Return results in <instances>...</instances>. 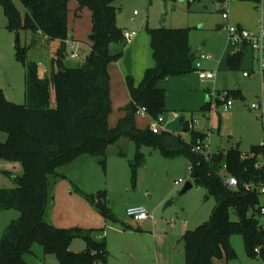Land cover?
<instances>
[{
	"label": "rangeland",
	"instance_id": "374dc122",
	"mask_svg": "<svg viewBox=\"0 0 264 264\" xmlns=\"http://www.w3.org/2000/svg\"><path fill=\"white\" fill-rule=\"evenodd\" d=\"M10 1L18 11V28H8L9 20L0 0V89L7 101L22 106L26 104V71L18 52L26 51L29 61L37 62L41 72L50 74L52 53L58 42L46 43L45 38L24 29L25 9L20 0ZM112 6L117 12L116 26L123 32H138L141 40L149 39L148 31L153 29L189 31V44L195 58L194 73L187 78L186 87L202 94L204 100L195 111L167 113L160 125L163 131H181L178 117L183 115L187 120H193L194 130L209 133L208 145L213 156L225 154L233 147L247 154L252 145L262 144L261 116L250 107L254 99L261 96V79L258 74L255 78H243L245 72L258 71V65L253 60L252 49L247 47L239 70L235 73L229 69L228 58L235 46L226 29L240 27L256 32L263 17L257 0H236L230 4L223 0H178L175 3L112 0ZM78 7L76 0L70 2L68 28L70 39L77 43L75 50L80 58L72 59V51L68 49L65 58L68 67L82 66L91 55L92 15L88 9L76 13ZM134 12L138 15L134 16ZM225 13L228 20L223 18ZM127 44L112 45L111 53L124 55L126 48L131 46ZM202 55L212 59L201 60ZM198 61L202 63L201 70L215 73V79L204 83L199 79ZM115 64L109 68L112 99L109 125L112 128L126 115L124 108L130 103L123 106L120 103L126 99L125 91L129 93L126 87L122 89L117 83L118 75L113 71ZM235 74L240 82H236ZM218 92L231 94L233 107L230 110L219 103ZM238 93H241L240 97L236 95ZM207 98L211 103L206 107ZM52 105H55L53 89ZM136 123L145 130L151 128L153 120L138 114ZM8 140L9 135L0 131V144L5 145ZM137 153L134 141L122 139L110 146L104 157L83 156L60 169L62 177L50 179L46 221L60 229L93 231L94 240L106 243L110 253L108 264H185L184 236L210 222L217 201L205 188L194 184L188 159H165L154 149L143 146L140 153L144 159L133 168ZM23 176L22 162L0 158V190L19 188ZM180 180L183 183L176 185ZM187 182L194 187L182 194ZM169 202L172 205L165 208ZM136 206H144L151 219L143 223L131 219L127 210ZM230 216L233 222L239 221L234 212ZM19 217L20 213L14 210L0 213V241L9 225ZM231 245L237 258L230 262L223 259L219 264H264L262 258L252 260L249 257L242 236H233ZM87 247L84 239L76 238L70 250L81 253ZM33 252L26 257L28 264H60L55 255H45L39 245L34 246Z\"/></svg>",
	"mask_w": 264,
	"mask_h": 264
},
{
	"label": "trees",
	"instance_id": "16d2710c",
	"mask_svg": "<svg viewBox=\"0 0 264 264\" xmlns=\"http://www.w3.org/2000/svg\"><path fill=\"white\" fill-rule=\"evenodd\" d=\"M20 1L25 9L23 28L45 38L46 43L57 41L58 44L52 53L50 74L41 72L37 62L29 61L26 51L18 52L26 71L25 105L10 103L0 89V131L9 135L8 143L0 144V158L20 161L24 167L19 188L0 190V213L12 210L20 213L0 241V264H28L26 257L34 254L36 245L45 255H55L60 264H107L106 243L94 240L93 231L60 229L46 221L50 179L62 177L59 170L83 156L104 157L107 149L122 139L134 141L138 148L133 168L144 159L140 153L143 146L154 149L165 159H188L194 184L205 188L216 199L217 207L210 222L188 231L183 238L185 264H216L219 260L236 259L231 245L235 235L244 238L248 255L258 259L254 249L264 241L257 217L260 198L248 192L243 183L255 178L259 181L262 174L255 169V162L264 155V148L252 146L245 154L233 147L224 154L222 163H217V154L206 160L202 153L194 152L198 146L205 148L208 133L190 129L191 120L180 119L179 133L161 134H154L151 128L140 129L136 123L142 109L152 120L168 113L166 92L158 89V83L194 73L195 56L189 44V31L165 28L148 31L156 64L145 72L138 86L133 78H127L130 103L124 108L126 115L112 128L109 125L112 112L109 67L119 62L123 53L113 55L110 49L114 44H127L123 30L116 26L117 12L112 0H76L79 4L76 13L84 9L91 12L94 38L91 55L79 67L65 64L72 0ZM1 3L9 20L8 28L16 30L18 11L10 0H1ZM243 56L244 49L229 56L232 72L239 70ZM52 89L55 105H52ZM236 95L240 97L241 93ZM243 155L251 157L243 161ZM224 165H227L225 171ZM224 176L239 179L240 187L237 190L227 187ZM231 212L239 221L231 220ZM107 216L112 217L110 213ZM76 238L87 242V250L71 252L70 245Z\"/></svg>",
	"mask_w": 264,
	"mask_h": 264
},
{
	"label": "built area",
	"instance_id": "2783aa9c",
	"mask_svg": "<svg viewBox=\"0 0 264 264\" xmlns=\"http://www.w3.org/2000/svg\"><path fill=\"white\" fill-rule=\"evenodd\" d=\"M192 1V0H189ZM233 3L236 0H225V2ZM260 4V7L262 8L263 17L259 23L258 30L256 32H250L248 30L242 29V28H235V27H226L231 42L235 46V50L239 51L248 48H251L254 56L253 60L255 64L258 65V71L256 74H258L259 78L261 79L262 83V93L260 97H256L254 101L251 103V109L254 112H258L261 116V122L264 129V0H257ZM138 12H134V16H137ZM224 20H228L229 16L228 14H223ZM124 38L127 43H131L138 35V32L136 31H125ZM75 44H77L75 41L71 40L70 37L67 41L68 49L72 51L71 58L72 59H79L80 55H78L77 50H75ZM211 57L202 55L201 60H211ZM196 68L198 70L199 78L202 80V82L208 80V79H215L216 75L214 72H206L201 70L202 63L201 61H198L196 64ZM255 73L252 72H245L243 73L244 78L253 77ZM219 103L223 104L227 110H230L233 107V102L230 100V93L229 92H218L217 96ZM139 114L148 116L146 110L142 109L139 111ZM173 117H178L176 114H173ZM164 116L159 117L157 120H153V123L151 124V130L154 134H161L164 131V128L160 127V125L164 122ZM179 118V117H178ZM199 122V121H198ZM190 129H193V120H191L190 123ZM209 138V133H208ZM261 146L264 148V141L262 142ZM194 152H200L205 156L206 160H209L212 158V154L208 145L205 148L198 146L194 149ZM249 157L247 155L242 156V160L246 161ZM227 169V165L223 166V171ZM255 169L259 171L262 175L259 177V181H256L257 179H252L249 182L243 183V187L251 193H256L260 198V203L258 207V218L260 220V231L264 234V155L259 156L257 158V161L255 162ZM183 183L181 180L179 182H176V185H179ZM224 184L231 188L237 190L241 183L239 179L236 177H229L224 176ZM127 215L133 219L136 222H146L151 219L150 214L146 210L144 206H136L129 208L127 210ZM264 252V241L262 246H258L254 249V253L257 256V258H262V254ZM264 259V258H262Z\"/></svg>",
	"mask_w": 264,
	"mask_h": 264
},
{
	"label": "crops",
	"instance_id": "0c3cea01",
	"mask_svg": "<svg viewBox=\"0 0 264 264\" xmlns=\"http://www.w3.org/2000/svg\"><path fill=\"white\" fill-rule=\"evenodd\" d=\"M129 44L131 46H128L126 48V52L124 53L121 60L115 64L116 68H113L114 73L118 75L117 83L118 84L120 83V85H122L121 87L122 89H125V87L127 88L126 80L128 77L133 78L135 80L136 85L138 86L141 83L145 72L148 69L153 68L156 64L154 57L152 58L153 50H152V47H150L151 46L150 36H149V39L147 38L146 40L145 39L141 40L140 35L138 33L137 37L131 43H128L127 45ZM236 52L237 51L234 49L232 54ZM130 61H132V65L130 64ZM252 71L255 73V75L249 78H255L256 76L257 71L251 70L249 72H252ZM206 72H212V71L208 70ZM188 77L189 75L181 76V77H172V78H168L158 83L157 85L158 89L165 90L166 92V109L168 113L169 112L176 113L178 112V110H181L182 112L195 111V109H197V105L200 106L202 104L204 100V96L202 94H196L192 92L191 90L187 89V88H190V87H186ZM198 77H199V74H198ZM238 80H239L238 82H240L239 78ZM127 91H128V88H127ZM125 97L126 99L120 102L122 106L127 104L130 101V95L127 94L126 91H125ZM182 117L183 115H179L178 120L180 121ZM184 118L186 117L184 116ZM168 132H171V131H168ZM179 132H175V133H179ZM186 138H187V135H186ZM252 146H258V145H252ZM109 257H110V253H109ZM251 259L258 260V259H253V258ZM220 261L221 260L216 261L215 263L219 264ZM107 264H108V261H107Z\"/></svg>",
	"mask_w": 264,
	"mask_h": 264
},
{
	"label": "water",
	"instance_id": "95a60500",
	"mask_svg": "<svg viewBox=\"0 0 264 264\" xmlns=\"http://www.w3.org/2000/svg\"><path fill=\"white\" fill-rule=\"evenodd\" d=\"M89 40L92 42V41L94 40L93 36H90V37H89ZM19 43H20V41H19V39H17V45H19ZM192 57H193V56H192ZM235 78H236V82H238L239 80H238V76H237L236 74H235ZM221 90H222V88L220 87V88H219V91H221ZM209 102H210V98H207V102H206V103H209ZM223 158H224V153H220V154H219V157H218L217 160H216V162H217V163H222ZM193 187H194V185H193L191 182H187L186 185H185V187H184V189H183V191H182V194H184V193L190 191ZM171 205H172V203L169 202V203L166 205L165 208H168V207L171 206Z\"/></svg>",
	"mask_w": 264,
	"mask_h": 264
}]
</instances>
